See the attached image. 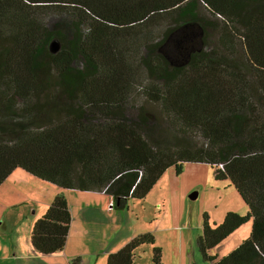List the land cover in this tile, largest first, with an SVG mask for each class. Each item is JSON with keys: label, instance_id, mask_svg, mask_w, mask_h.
<instances>
[{"label": "trees", "instance_id": "1", "mask_svg": "<svg viewBox=\"0 0 264 264\" xmlns=\"http://www.w3.org/2000/svg\"><path fill=\"white\" fill-rule=\"evenodd\" d=\"M198 1L242 39L245 62L234 52L220 65L205 50L215 24ZM48 8L76 10L79 19L64 33L49 29L33 18ZM158 20L168 22L160 38L143 41L138 66L129 64L126 37ZM136 67L150 80L136 92L140 102L129 98ZM243 72L255 82H241ZM187 162L208 163L247 207L220 223L203 214L196 239L203 258L264 264V0H0V185L21 168L64 189L103 191L112 208L124 207L144 198L168 167L179 174ZM249 220L239 245L220 258L210 253ZM70 223L58 193L31 227L33 249L61 251ZM154 242L150 232L137 234L106 264H134L144 244L152 245V264H162Z\"/></svg>", "mask_w": 264, "mask_h": 264}, {"label": "rangeland", "instance_id": "2", "mask_svg": "<svg viewBox=\"0 0 264 264\" xmlns=\"http://www.w3.org/2000/svg\"><path fill=\"white\" fill-rule=\"evenodd\" d=\"M197 9L201 14L212 18L215 24L206 39L208 47L205 50H213V56L222 62L220 65H223V58L229 60L234 58L235 54L240 55L242 61L245 62L242 39L235 36L222 19L209 14L201 1H198ZM75 11L64 8H48L35 11L33 18L49 29L64 33L65 29L68 30L66 27L69 26L71 20L79 19L77 15H73ZM158 21L147 26H141L126 37L130 41L128 43L130 51L125 52L129 64L137 65V57L143 51L141 47L143 41L149 42L152 37L160 38L168 22L166 20ZM225 24L227 25L226 33L228 32L230 37H227L226 33L223 34L226 29ZM134 49H137L138 53ZM234 52L236 53L234 54ZM80 63V61H76L75 65L80 66ZM209 67L211 66L209 65L207 70ZM139 68L136 70L137 73L132 76L129 84V98L131 100L138 98V102L142 100V97H138L136 92L141 91L142 86L150 82ZM243 75L246 76L241 82L248 83L256 80V76L251 72H243ZM186 77H189V73L186 74ZM206 79H209L208 82L214 81L211 76H206ZM153 106L156 110L159 109L158 105ZM178 126L180 127V124L176 122V127ZM174 132L177 131L174 130ZM199 133L198 130L194 135L197 140L202 141V138L198 136ZM23 172L32 180L16 178L11 172L0 185V264H38L33 257H25L24 259H16L15 257L18 253H24V256H28L26 251L18 250V244L24 243L23 237L28 229L26 218L33 215L32 209L28 210V206L34 208V205L40 202L39 199H42L41 194H44L42 188L51 186L53 183L42 181L25 170ZM78 192L83 193L84 191ZM79 193L67 192L65 194L69 197L70 202L79 207L85 196ZM193 193H196L195 197L192 196ZM109 197L108 194L94 195V199L90 201L98 199L99 205L109 209ZM112 209V218L106 217L108 219V222H105L107 226L113 223L112 219L115 217L117 225L121 223L123 229L129 227L130 220L131 229L143 230L137 233H152L155 239L154 245L161 249L163 264H210L203 258L196 243L197 236L201 233L203 214L208 215L211 223H220L228 211H235L240 214H245L247 211L241 196L229 179H216L213 170L206 162H187L179 174L176 173L174 166H170L144 198L128 199L124 207L114 206ZM77 212L76 210V215ZM20 214H25V219L20 220ZM250 230L251 220L234 230L210 253L215 254L216 258L226 255L249 236ZM17 236L20 238L18 239ZM151 246L144 244L139 247V252L136 251L135 253L138 252V255L143 259L144 248L151 255Z\"/></svg>", "mask_w": 264, "mask_h": 264}, {"label": "crops", "instance_id": "3", "mask_svg": "<svg viewBox=\"0 0 264 264\" xmlns=\"http://www.w3.org/2000/svg\"><path fill=\"white\" fill-rule=\"evenodd\" d=\"M12 174H14V177L16 178L20 177L24 180H32V178L27 176L21 168L14 169ZM52 185L53 184L42 188L44 194H41L42 199H39L40 202L34 205V208L28 206V210L32 209L33 215L30 218L27 217L28 219L26 218V227H28V229L24 237L21 236L25 239L24 243L21 242L20 245L18 244V250L21 252L26 251L28 256H24V253H18L15 257L16 259L33 257L38 264H70L71 260L79 258L78 264H106V259L109 253L117 251L132 237L140 234L137 232L143 231H135L131 229L130 220L129 227L123 229L121 228V223L117 225L115 217L112 219L113 223L107 226V223L105 222H108V219H106V217L112 218L111 213L113 212V209H106L103 205H99L98 199L90 201L94 199V195H105L106 193L103 191H84L83 193H79L78 191L80 190L77 189H64L57 185ZM67 192L85 195L83 197V202H81L80 205L78 203L79 207L73 202H70L69 197L65 194ZM58 193L64 194L70 207L71 223L68 235L64 248L61 251L51 254H41L33 249L29 234L34 221L45 213L54 196ZM110 200L111 198L109 197L108 203ZM76 210L78 211L77 215L75 214ZM19 217L20 220H23L26 216L25 214H20ZM17 238L19 239L20 237L17 236ZM139 247L135 252H139ZM144 250L143 259L138 255V252L135 253L134 264H152L150 252L146 248H144Z\"/></svg>", "mask_w": 264, "mask_h": 264}, {"label": "water", "instance_id": "4", "mask_svg": "<svg viewBox=\"0 0 264 264\" xmlns=\"http://www.w3.org/2000/svg\"><path fill=\"white\" fill-rule=\"evenodd\" d=\"M50 45H51V50H52V51H57L58 48H59V42H58V40H57L56 38H53V39L51 40ZM195 195H196V193H193V194H192L193 197H195Z\"/></svg>", "mask_w": 264, "mask_h": 264}, {"label": "built area", "instance_id": "5", "mask_svg": "<svg viewBox=\"0 0 264 264\" xmlns=\"http://www.w3.org/2000/svg\"><path fill=\"white\" fill-rule=\"evenodd\" d=\"M112 206H113V202H112V200H110L109 203H108V208L111 209Z\"/></svg>", "mask_w": 264, "mask_h": 264}]
</instances>
